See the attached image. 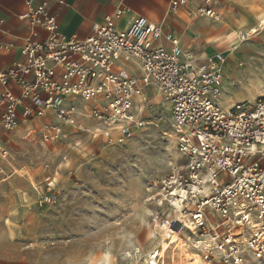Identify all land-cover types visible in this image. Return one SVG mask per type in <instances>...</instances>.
<instances>
[{"label":"built area","instance_id":"2783aa9c","mask_svg":"<svg viewBox=\"0 0 264 264\" xmlns=\"http://www.w3.org/2000/svg\"><path fill=\"white\" fill-rule=\"evenodd\" d=\"M197 12L220 20L213 0H203ZM121 13L117 9L115 16ZM21 17L46 34L38 39L32 31L20 50L25 61L0 69V126L17 129L48 112L74 125L86 112L107 128V141L123 143L144 125L147 101L136 96L157 88L169 104L182 162L172 165L146 199L160 208L155 219L162 229L202 237V264L264 261V96L223 111L216 99L225 55L216 52L196 63L183 53L181 61L177 38L166 35L169 49L157 44L160 25L141 15L123 28L106 15L84 38L63 34L46 2L28 0ZM117 61H135L140 74L124 73ZM70 99L84 103L82 110L65 103ZM55 132L50 122L35 123L23 138L33 142L39 134L45 142ZM0 154L8 155L1 142Z\"/></svg>","mask_w":264,"mask_h":264},{"label":"rangeland","instance_id":"374dc122","mask_svg":"<svg viewBox=\"0 0 264 264\" xmlns=\"http://www.w3.org/2000/svg\"><path fill=\"white\" fill-rule=\"evenodd\" d=\"M247 9L242 5L229 11L242 15L234 23L245 12L252 18ZM247 21L257 31L245 36L241 27L242 44L232 51L227 50V40L234 24L220 21L227 23L222 29L228 34L222 38L226 46H216V51L225 54L221 94L216 99L223 111L264 96V26ZM183 52L181 47V61L185 60ZM117 64L121 71L140 74L135 61ZM150 89L140 99L147 101L144 125L123 143L107 141L105 127L85 113H79L74 125L54 117L50 123L59 130L45 142L39 134L33 142L24 139V124L0 138L8 150L7 156L0 154V264L9 260L89 264L101 262L104 255L112 264H190L184 260L186 254L202 264L194 242L203 238L175 227L180 232L173 237L178 239H159L163 229L154 216L160 208L146 200L172 165L182 162L169 104L155 87ZM66 102L78 110L84 104L78 99ZM148 230L153 238H146ZM153 250L159 251L156 257L150 254ZM244 264L264 261L249 258Z\"/></svg>","mask_w":264,"mask_h":264},{"label":"crops","instance_id":"0c3cea01","mask_svg":"<svg viewBox=\"0 0 264 264\" xmlns=\"http://www.w3.org/2000/svg\"><path fill=\"white\" fill-rule=\"evenodd\" d=\"M27 1L0 0V69L25 61V57L21 55L20 50L27 39L31 38L32 31L37 32L36 38L38 39L44 38L46 34L44 30L32 27L21 17L26 11ZM30 1L35 4L46 2L49 12L56 17L59 30L67 36L74 35L77 38H84L90 34L95 25L103 22L106 15L113 16L115 24L119 28L125 27L133 17L144 16L150 21L158 23L161 27L162 35L156 40L157 44L168 49L171 48V42L166 39V35L170 34L177 38L179 47L183 48V53H190L196 63L202 62L207 53L212 56L213 52L214 54L221 52L216 51L217 45L224 44V47L226 46L222 38L228 34H224L222 24L227 23L220 22L221 19L229 20L230 24L233 25L235 20H240L242 17L238 13H230V10L241 9L242 5L252 8L254 11L257 8L264 9V0H213L215 9L220 14V20L214 21L197 12L198 7L203 5V0H187L185 3H178L177 5H172V0ZM117 9H122L119 16H115ZM245 14L244 17L252 21V18L247 15L248 13L245 12ZM216 25H220L221 28L217 29ZM222 53L224 54L223 51ZM82 113L86 114V112ZM48 120L54 121V117L50 112L47 113L46 117L22 121L21 124L27 127L30 124L49 122ZM6 131L0 126V138L6 134ZM4 264L29 263L25 260H9Z\"/></svg>","mask_w":264,"mask_h":264},{"label":"bare ground","instance_id":"6f19581e","mask_svg":"<svg viewBox=\"0 0 264 264\" xmlns=\"http://www.w3.org/2000/svg\"><path fill=\"white\" fill-rule=\"evenodd\" d=\"M247 11L249 12V14L252 15V20L257 24V26H259V28L264 26V11H260L258 9L254 11L252 8H249ZM241 27H244V31H246L247 34H252V33L257 31L255 26L249 25V23H248V21H247V19L245 17L242 18V20L240 22H237V23L234 24L233 32L231 33V36L227 40V44H228L227 45V50H229V51L231 50L232 51L234 49L240 48V46L242 44V40H241V37L239 35V29ZM210 55H207V56H210ZM185 56L192 57L191 54L188 53V52H185ZM207 56H205V57H207ZM126 65H127V63H125V66ZM122 71L124 73H129L128 70H123L122 69ZM221 82H222V79H221ZM221 82H220V86H221ZM220 94L221 93L219 91L218 95H220ZM141 96L142 95L136 96V99L140 100ZM139 107L140 106H138V108ZM225 110H224L225 112L228 111L227 109H225ZM48 121L50 122L51 120H48ZM105 129L107 130V128H105ZM57 130H59V128H57ZM205 188H207V187H205ZM171 232H172V234H170ZM171 232H170V229H167V228L163 229V231H161V233L159 235V239L167 240V239H175V238L178 239L179 238V236H177V237L174 236L173 237V235L178 234L180 231H176V229H172ZM153 237H154V234H153L152 230H148L146 238H153ZM168 242H169V240H168ZM201 242H202V240L195 241L194 242V247L195 248H199V245L201 244ZM150 254H152V257H156L159 254V251L158 250H153ZM197 257L199 258L198 254H197ZM184 260L190 262V264H201L200 260H197L196 258L191 256L190 254H186L184 256ZM89 264H112V263H111V260H110L109 256L108 255H104V256L101 257V262L96 260L94 262H92V261L89 262Z\"/></svg>","mask_w":264,"mask_h":264}]
</instances>
